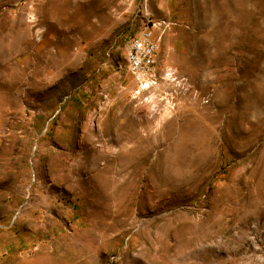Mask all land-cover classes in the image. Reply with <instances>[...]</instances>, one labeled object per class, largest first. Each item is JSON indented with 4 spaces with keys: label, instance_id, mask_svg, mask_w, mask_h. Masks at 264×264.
<instances>
[{
    "label": "rangeland",
    "instance_id": "obj_1",
    "mask_svg": "<svg viewBox=\"0 0 264 264\" xmlns=\"http://www.w3.org/2000/svg\"><path fill=\"white\" fill-rule=\"evenodd\" d=\"M0 264H264V0H0Z\"/></svg>",
    "mask_w": 264,
    "mask_h": 264
},
{
    "label": "built area",
    "instance_id": "obj_2",
    "mask_svg": "<svg viewBox=\"0 0 264 264\" xmlns=\"http://www.w3.org/2000/svg\"><path fill=\"white\" fill-rule=\"evenodd\" d=\"M157 36L152 26L142 29V33L136 34V40L129 48L128 58L130 74L138 85L139 92L150 91L156 85V64L158 60Z\"/></svg>",
    "mask_w": 264,
    "mask_h": 264
},
{
    "label": "bare ground",
    "instance_id": "obj_3",
    "mask_svg": "<svg viewBox=\"0 0 264 264\" xmlns=\"http://www.w3.org/2000/svg\"><path fill=\"white\" fill-rule=\"evenodd\" d=\"M79 2V1H78ZM85 2V1H84ZM89 2V1H88ZM83 3V2H82ZM140 33H142V31L140 32ZM139 33V34H140ZM135 40H136V36H134V37H132V39L130 40V42H129V46H128V52H127V55H128V53H129V48H131L132 47V45H133V43L135 42ZM159 49H160V40H159V42H158V51H159ZM127 60H128V58H127ZM128 67H129V62H128ZM130 69V68H129Z\"/></svg>",
    "mask_w": 264,
    "mask_h": 264
}]
</instances>
